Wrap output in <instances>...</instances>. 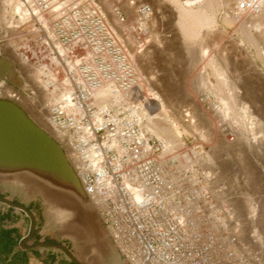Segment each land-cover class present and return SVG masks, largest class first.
I'll return each instance as SVG.
<instances>
[{
	"label": "bare ground",
	"instance_id": "obj_1",
	"mask_svg": "<svg viewBox=\"0 0 264 264\" xmlns=\"http://www.w3.org/2000/svg\"><path fill=\"white\" fill-rule=\"evenodd\" d=\"M101 1L109 3L119 23L126 24L121 0L21 3L23 25L10 34L8 46L36 91L27 89L29 96L46 107L41 111L73 161L79 183L124 264H246L247 257H240L222 233L231 232L232 225L217 214L212 157L202 147L173 148L183 145L181 125L188 133L201 132L199 126L191 118L185 121L183 111L179 118H171L167 103L150 88L151 100L141 98V74L111 28ZM260 1H244L240 8L257 13L264 4ZM14 4L6 0L1 6L4 26L16 21ZM218 7L219 0H208L204 11L181 8L186 40L196 39L201 28L216 24ZM242 35L259 49V38L252 31ZM213 59L204 60L200 67H219ZM216 71L224 84L225 76ZM2 87L0 96L6 94ZM19 95L9 97L20 100ZM230 104L224 101L223 105L236 108ZM243 110L251 126L262 125L248 107ZM225 212L234 216L229 207ZM253 213L252 209L248 221L254 224ZM252 238L263 248L261 237Z\"/></svg>",
	"mask_w": 264,
	"mask_h": 264
},
{
	"label": "rangeland",
	"instance_id": "obj_2",
	"mask_svg": "<svg viewBox=\"0 0 264 264\" xmlns=\"http://www.w3.org/2000/svg\"><path fill=\"white\" fill-rule=\"evenodd\" d=\"M5 1L0 0V13ZM14 1L15 15L12 16L15 23L9 26H4L3 21L0 23V56L16 64L26 84L21 91L0 80L1 91L5 89L3 92L6 93L0 99L22 104L29 117L52 137L46 114L41 111L46 107L39 103L37 97L29 96L27 89L33 90V84L9 52L8 39L23 25L20 20L23 13L20 12L24 0ZM121 1L126 24L119 23L109 3L101 1V7L141 74V98L151 100L150 88L167 103L171 118H179L183 111L185 121L191 118L199 126L203 134L184 132L181 125L183 145L173 148L185 145V148L196 146L206 149L217 173L213 194L217 214L226 217V225H232L229 227L231 232L222 231L223 235L231 240L240 257H247L246 264H264V246L259 248L252 241V236L257 235L264 242V39H261L264 4L253 14L248 6L243 8L245 11L240 7L244 1L257 4L260 0H219L216 24L211 28H201L198 37L188 41L180 26L181 8L204 11L208 0ZM245 30L252 31L259 38L260 50L243 38L242 31ZM209 57L215 59L219 66L216 68L225 76L223 80L227 85L221 82L215 66L206 64L200 67ZM196 79L201 83L197 84ZM33 91L36 92L35 89ZM11 94H20V100H12ZM224 101L233 103L236 108L224 107ZM244 105L262 125L251 126L249 116L243 110ZM150 112L148 109L147 113ZM5 194V191L0 192V196ZM225 207L231 208L234 216H227ZM252 209L255 212L254 224L248 221ZM80 246L76 244L77 249Z\"/></svg>",
	"mask_w": 264,
	"mask_h": 264
},
{
	"label": "water",
	"instance_id": "obj_3",
	"mask_svg": "<svg viewBox=\"0 0 264 264\" xmlns=\"http://www.w3.org/2000/svg\"><path fill=\"white\" fill-rule=\"evenodd\" d=\"M0 80L24 91L16 64L0 56ZM18 188L46 205V226L80 244L79 258L122 261L87 199L63 148L14 102L0 99V192Z\"/></svg>",
	"mask_w": 264,
	"mask_h": 264
},
{
	"label": "crops",
	"instance_id": "obj_4",
	"mask_svg": "<svg viewBox=\"0 0 264 264\" xmlns=\"http://www.w3.org/2000/svg\"><path fill=\"white\" fill-rule=\"evenodd\" d=\"M51 133L61 146L52 130ZM66 156L77 175L73 161ZM5 192L4 196H0V264H109L81 260L73 241L62 239L52 226H46V205L41 197H26L16 189ZM115 249L118 253L117 247ZM119 258L122 259L121 255ZM113 264L124 262L114 261Z\"/></svg>",
	"mask_w": 264,
	"mask_h": 264
},
{
	"label": "flooded vegetation",
	"instance_id": "obj_5",
	"mask_svg": "<svg viewBox=\"0 0 264 264\" xmlns=\"http://www.w3.org/2000/svg\"><path fill=\"white\" fill-rule=\"evenodd\" d=\"M27 114H28V112L27 111H25ZM29 115V114H28Z\"/></svg>",
	"mask_w": 264,
	"mask_h": 264
}]
</instances>
